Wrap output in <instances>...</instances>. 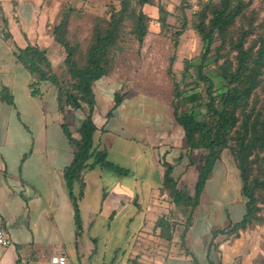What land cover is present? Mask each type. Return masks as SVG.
<instances>
[{
	"label": "crops",
	"instance_id": "obj_1",
	"mask_svg": "<svg viewBox=\"0 0 264 264\" xmlns=\"http://www.w3.org/2000/svg\"><path fill=\"white\" fill-rule=\"evenodd\" d=\"M0 6L4 15L0 24V91L7 86L14 96L13 104L0 98V215L5 212V200L14 198V205L20 209L38 210L41 215L73 223L75 208L64 171L72 163L76 149L62 127L64 119L58 110L57 89L44 81L42 94L33 95L32 76L16 55L19 47L29 43L51 50L57 44L52 29L60 20H55L54 11L42 9L36 0H1ZM7 32L12 35L10 39L5 37ZM96 125L95 134H100L96 147L106 150L108 160L128 173L110 166L88 169L80 201L82 216L90 220V226L96 220L93 214L108 221L109 237L113 235L112 223L123 219L122 230L116 231L122 238L126 234V243L130 242L126 246L118 238L109 259L101 254L97 261L101 264H257L252 243L241 245L238 254L228 239L219 235L215 238L217 248L210 247L212 229L198 227L197 218L182 241L187 211L175 204L170 190L165 188L166 162L174 166L177 187L193 193L206 153L198 149L190 155L185 147L184 130L175 120L169 102L143 92H131L110 117L105 116ZM126 128L133 132L123 134ZM128 142L137 144L134 151ZM115 188L120 193L111 197ZM21 198L26 205H22ZM200 205L201 202L194 211ZM161 217L171 223L178 222L170 230L171 240L166 237L168 233H161L156 226ZM134 221L139 223L130 231ZM96 251L92 246L91 252Z\"/></svg>",
	"mask_w": 264,
	"mask_h": 264
},
{
	"label": "trees",
	"instance_id": "obj_2",
	"mask_svg": "<svg viewBox=\"0 0 264 264\" xmlns=\"http://www.w3.org/2000/svg\"><path fill=\"white\" fill-rule=\"evenodd\" d=\"M187 3V0L182 1L183 5ZM146 4L153 5L154 0H119L117 6L110 8L108 15L96 22L91 41L84 52L78 43L68 37L69 20L64 12L52 29L54 42L62 46L66 53L63 66L67 75L64 77L62 75L65 73L60 75L55 71L49 48L29 43L19 47L16 53L18 60L32 76L30 87L33 95L42 94L41 84L44 81H49L57 89L58 110L64 119L62 127L76 149L74 159L66 167L64 175L75 208L77 234L83 227L80 201L84 195L85 172L99 165L128 173V170L108 160L106 150L98 149L95 145L97 125L93 119L96 106L94 84L112 70L110 57L126 27L130 26V32L143 45L150 19L143 9ZM250 5L251 0L204 3L192 23L194 33L202 41L201 63L194 70L191 83L184 85L182 81L173 80L171 105L175 120L184 130L185 147L190 155L198 149L206 153L193 193L177 187L173 177L174 166L166 162L165 188L170 190L175 204L187 211L186 226L181 233L183 242L206 183L225 149L230 150L240 171L241 191L246 198L245 212L240 221H231L224 228L212 229L210 247L217 245L215 238L219 235L230 239L234 235L239 236L242 230H247L255 221L264 222V207L260 205L264 203V99L262 102L258 94L259 89L264 93V19L256 23L254 13L248 11ZM157 7V19L163 30L168 26L171 13L162 3ZM181 21V27L173 33L174 46L177 48L189 23L185 14ZM239 21L242 23L237 27ZM7 22L4 19L6 25ZM253 35L255 38L250 39ZM217 36L219 45L215 43ZM5 37L10 39L12 35L7 32ZM213 52L217 59H222L217 66V72L224 80L222 92L218 91L214 80L205 70ZM173 63L174 56L168 67L170 74L173 73ZM202 84L205 85L204 91L200 89ZM191 85L193 88H187ZM125 96V93L115 92V104L107 112V117L113 114ZM0 98L14 103V96L7 86L2 87ZM85 105L89 107V112L76 127V137L66 115L69 109L79 111ZM183 106H191V110ZM203 106L204 112L196 111ZM156 226L161 229V233H168L167 239H172L170 230L175 228V224L161 217Z\"/></svg>",
	"mask_w": 264,
	"mask_h": 264
},
{
	"label": "rangeland",
	"instance_id": "obj_3",
	"mask_svg": "<svg viewBox=\"0 0 264 264\" xmlns=\"http://www.w3.org/2000/svg\"><path fill=\"white\" fill-rule=\"evenodd\" d=\"M36 1L42 9L53 10L55 20L59 21L62 14L67 13V19L69 20L68 37L72 42L79 44L82 52L86 50L91 41L96 22L108 15L110 8L117 6L119 2V0ZM182 1L154 0L153 5L146 4L143 7L144 12L150 18L148 22L149 30L143 45H140L136 36L130 32V26L126 27L110 57L112 70L94 84L96 106L93 119L96 124H101L107 112L114 106L115 91H120L126 95L131 92H143L171 104L173 80L182 81L184 85L192 82V74L201 63L200 53L202 50V41L194 33L192 23L204 3L209 1L218 2L219 0H187V5H183ZM160 3L164 4L171 13L168 17V26L163 30L157 19L159 16L157 6ZM248 11L254 13L256 23H259L264 19V0H251ZM2 14L3 10L0 6L1 25L3 24L2 16H4ZM184 14L187 16L189 23L180 37V45L177 48L174 46L173 33L181 27ZM52 20L54 21V19ZM241 23L242 21H239L237 27H240ZM253 38H255V35L250 39ZM215 43L220 44L218 36ZM65 54L64 48L60 45L55 44L51 49L54 69L60 75L65 73L62 77L67 75L65 66H63ZM172 56H174L173 73L170 74L168 67ZM221 62L222 59H217V55L213 52L205 69L214 80L219 92L223 91L222 85L224 83L223 78L217 72V66ZM188 67L189 70L187 71ZM47 83L52 85L49 81ZM187 88H193V85ZM200 89L204 91L205 85L202 84ZM258 94L263 102L264 93L261 89L258 90ZM182 108L188 111L191 110V106H183ZM196 111L204 112L205 106L198 108ZM88 112L89 107L87 105L83 110H68L66 120L75 134L78 133L75 130L76 127ZM128 132L132 133L133 130L126 128L122 133L126 134ZM99 136L100 134H95V142H99ZM128 143L134 151L137 144L134 142ZM241 189L240 171L230 150L225 149L222 158L206 183L201 197V205L199 210L193 212L191 224L197 218L198 227L208 230L224 228L231 221H240L245 212L246 201ZM117 193H120V190L115 188L114 193L110 196L114 197ZM5 201V212L0 216L4 218L12 243L2 248L0 264H50L51 257L61 252L68 255L70 264H101L100 261H97V256L105 254L106 259H109L112 247L116 244L118 238L126 246L130 243H126V234L123 235V238L117 234L116 230H122L124 226V221L121 218L112 223L113 235L111 237L108 234V221L99 216L97 217L95 214L92 215L93 218H96L95 223L90 226V220L83 219V227L80 233L77 234L78 230L75 222L72 223L71 220L66 222L57 217H52V215H41L38 210L20 209L19 205H14V198ZM20 201L22 205H26L23 198ZM89 201H92L90 196ZM260 205L264 207V203H260ZM138 223L139 221L131 223L129 230L133 231ZM173 223L178 222L173 221ZM184 225L186 226V222ZM125 235L126 237H124ZM94 238H96L95 242ZM247 242L252 243L253 250L256 249V263L264 264V222L255 221L247 230H242L239 236L234 235L228 239V244L232 245L231 248H234L238 254L241 245ZM215 243H217L215 245V248H217L218 242L215 241ZM92 246L97 250L94 254L91 252ZM77 248L78 251H76ZM237 258L240 259L241 257L238 255Z\"/></svg>",
	"mask_w": 264,
	"mask_h": 264
},
{
	"label": "built area",
	"instance_id": "obj_4",
	"mask_svg": "<svg viewBox=\"0 0 264 264\" xmlns=\"http://www.w3.org/2000/svg\"><path fill=\"white\" fill-rule=\"evenodd\" d=\"M12 243V240L5 228V222L2 216H0V252L3 247ZM50 264H70L68 255L65 252L54 254L51 257Z\"/></svg>",
	"mask_w": 264,
	"mask_h": 264
}]
</instances>
